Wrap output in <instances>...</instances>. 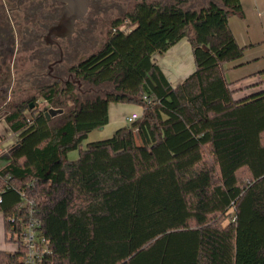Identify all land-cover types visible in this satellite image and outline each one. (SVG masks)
<instances>
[{
	"label": "trees",
	"instance_id": "trees-1",
	"mask_svg": "<svg viewBox=\"0 0 264 264\" xmlns=\"http://www.w3.org/2000/svg\"><path fill=\"white\" fill-rule=\"evenodd\" d=\"M201 2L121 10L101 48L71 70L81 92L68 82L65 98L54 87L43 94L68 108L60 125L13 106L4 120L18 142L0 167L6 242L28 219L24 196L50 248L38 264H264V91L235 100L225 79L244 52L228 25L239 0ZM184 38L195 69L173 87L153 56ZM111 103L143 112L82 149ZM23 255L20 245L0 250V264Z\"/></svg>",
	"mask_w": 264,
	"mask_h": 264
},
{
	"label": "flooded vegetation",
	"instance_id": "flooded-vegetation-1",
	"mask_svg": "<svg viewBox=\"0 0 264 264\" xmlns=\"http://www.w3.org/2000/svg\"><path fill=\"white\" fill-rule=\"evenodd\" d=\"M103 2L89 0L87 13L75 21L73 33L61 38L50 29L59 23L63 4L56 0H0V104L9 101L15 89L23 84L41 93V98L52 87L65 98L68 82L81 92L80 80L71 70L85 58L83 48L88 28L93 20H98L111 8L118 14L122 9L117 4L104 5ZM26 62L31 65L30 70L19 66ZM33 99L25 103L37 114L42 112L48 120L63 114L62 108L50 105L40 109ZM42 102L47 104L44 98ZM19 103H13V106ZM52 109L62 112L52 114ZM17 142L18 139L13 145Z\"/></svg>",
	"mask_w": 264,
	"mask_h": 264
},
{
	"label": "crops",
	"instance_id": "crops-1",
	"mask_svg": "<svg viewBox=\"0 0 264 264\" xmlns=\"http://www.w3.org/2000/svg\"><path fill=\"white\" fill-rule=\"evenodd\" d=\"M239 2L241 12L231 15L228 18V25L236 43L244 48V52L240 59L231 61L225 66V79L235 100H241L264 91V0H239ZM153 59L173 87L181 83L195 69L192 49L186 38L164 53H155ZM111 104L108 107V123L97 128V131L103 132L105 129H107V133L111 131L108 129ZM142 112L143 109L140 112L133 108L130 114L141 116ZM115 121L121 127L124 126L119 120ZM90 133H94V130ZM101 140L105 139L95 136V139L88 143ZM0 250L6 252L14 250V245L5 240L1 213Z\"/></svg>",
	"mask_w": 264,
	"mask_h": 264
},
{
	"label": "rangeland",
	"instance_id": "rangeland-1",
	"mask_svg": "<svg viewBox=\"0 0 264 264\" xmlns=\"http://www.w3.org/2000/svg\"><path fill=\"white\" fill-rule=\"evenodd\" d=\"M141 0H104L103 4L104 5H109V4H117L119 5L123 10L125 11H130L137 2ZM148 1H157V0H148ZM170 1V0H169ZM191 5L193 6H200L202 3L201 0H190ZM122 12V13H123ZM107 14H102V17L99 18L98 20H93L92 24L88 28L87 31V36H86V42L84 43V48H83V56L86 57L89 54L96 52L98 49L101 48L103 43L106 40L107 35L111 32L113 26L112 23L116 19H122L123 15L122 13H117L115 12L112 8L106 12ZM89 18V17H88ZM133 28L131 24L128 22L122 23L121 29L124 31H128L129 29ZM20 67H24L25 70H30L31 65H28V63L24 64H19ZM74 79V78H73ZM75 96L78 94V91L75 90ZM35 97H31V96ZM31 98H34L33 101L38 103V108L40 109H45L49 106V104L42 102L41 98V93L38 94L37 92L32 91V88L28 84H23L22 86L20 85L15 89V93L11 95V99L9 101H6L5 104L1 105L0 104V166H2L5 162L8 161V154L7 151L12 145L16 142L18 139V134L12 132L7 124L5 123V116L12 112L13 110V103L20 102V103H25L26 101L30 100ZM19 103V104H20ZM137 109L138 111L141 112V106L135 103H114L110 105V112H111V118H110V123L108 124V129L111 131L107 133V129L105 131H97L98 129L94 130V133H90L85 140L82 141L81 143V148L84 149L86 144L88 142H91L95 139V136H98L103 139H108L112 136L114 131L118 129L120 124H116L117 121L119 120L123 125L126 124L125 118L130 116L131 114V109ZM63 112L65 110V113H67L68 108H62ZM27 111H25L26 113ZM28 114V113H27ZM65 118H61L59 116H56L52 119H50V124L54 126L60 125L62 122H64ZM107 128V127H106ZM107 133V134H106ZM105 137V138H104ZM99 139V138H97ZM78 151L79 149H75L70 151L67 154V160L68 161H75L78 158Z\"/></svg>",
	"mask_w": 264,
	"mask_h": 264
},
{
	"label": "built area",
	"instance_id": "built-area-1",
	"mask_svg": "<svg viewBox=\"0 0 264 264\" xmlns=\"http://www.w3.org/2000/svg\"><path fill=\"white\" fill-rule=\"evenodd\" d=\"M145 98V96H144ZM139 118L137 114H131L126 118L127 123H131L134 120ZM0 150V154H1ZM23 203L21 207L28 208V219L26 222L22 223V227L20 228L19 235H15L14 239L17 240L15 243H11L14 245V250L12 252H16L18 250V245L23 249L24 255L22 257L23 264H38L40 260L50 254V248L48 245V241L46 237L42 234L40 230V222L37 218H35V210L33 200L27 199L22 196ZM1 201V198H0ZM10 222H14V218L10 219ZM18 224H21V222ZM16 236H18L16 238Z\"/></svg>",
	"mask_w": 264,
	"mask_h": 264
},
{
	"label": "water",
	"instance_id": "water-1",
	"mask_svg": "<svg viewBox=\"0 0 264 264\" xmlns=\"http://www.w3.org/2000/svg\"><path fill=\"white\" fill-rule=\"evenodd\" d=\"M63 4V13L59 23L50 29L56 36L64 38L73 33L75 21L83 17L88 10L89 0H56ZM52 114L61 113L60 109L50 110Z\"/></svg>",
	"mask_w": 264,
	"mask_h": 264
}]
</instances>
